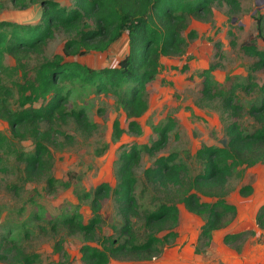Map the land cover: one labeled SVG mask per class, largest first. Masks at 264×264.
Instances as JSON below:
<instances>
[{
    "label": "trees",
    "instance_id": "1",
    "mask_svg": "<svg viewBox=\"0 0 264 264\" xmlns=\"http://www.w3.org/2000/svg\"><path fill=\"white\" fill-rule=\"evenodd\" d=\"M12 1L21 9L28 4H38L41 8L40 19L34 25L0 21V119L8 124L13 138L33 141L32 154L25 156L19 152L17 156L25 164L23 170L27 180L38 178L44 159L49 160L47 144L53 143L54 136L59 133L54 129L57 123L66 124L71 117L82 130L95 128L83 110L66 111L73 86L115 96L129 119V130L140 134L135 119L148 109L146 86L165 69L162 58L183 54L184 47L197 38L195 30H189L190 20L212 15V7L223 3L230 7V14L240 9L237 0H71L70 6H62L56 0ZM255 22L257 34L239 47L244 55L255 59L251 71L264 70V50H259L256 44V40L263 37L264 19L255 17ZM56 33L67 37L64 55L47 58V45ZM123 39L127 52L114 67L93 69L77 60H66L89 53H107ZM7 57L13 59L14 66L4 64ZM35 59V64L28 67V62ZM219 67L211 65L198 75L202 79L200 101L203 104L217 97L211 73ZM169 69L185 74L188 65ZM17 74H20L21 83H14L16 96H13L4 81ZM238 89L259 95L246 110L255 123L250 130L239 120L243 107L236 94ZM13 98L17 104L14 111L9 105ZM39 102L46 104L35 107ZM222 110L230 122L226 126L227 138L221 146H202L195 152L194 158L200 164V172L196 175L188 174L187 166L177 153L157 156L166 147L168 134L175 129L172 121L154 129L159 137L150 146L133 144L120 154L115 187L112 189L107 183H101L92 193L84 195L90 200V220L84 223L73 213L59 224L67 229L69 236L79 234L83 237L79 253L84 264H109L111 260L127 258L149 261L158 245L168 238V234L158 238L155 233L178 224L179 204L186 212L206 218L200 234L204 239L211 238L212 233L223 226L226 214L235 213L234 206L226 200L231 192L229 180L241 177L248 168L264 164V79L262 84H256L248 75L246 84H231L222 100ZM42 124L47 129L41 131ZM113 131L120 136L117 121L113 123ZM5 143L6 138L0 135V146ZM143 154L151 158L152 163L142 172L141 194L151 188L155 196L160 195L149 199L152 205L148 209L139 204L135 195L138 184L135 169L140 166ZM110 193L121 218L120 229L114 228L116 237L97 234L102 224V202ZM239 193L248 196L252 187L243 186ZM136 221L144 224L145 237L141 240L134 232ZM256 223L264 228V205L258 210ZM55 229L52 226V230ZM229 239L226 236L224 241ZM6 242V238H1L0 247ZM7 253L14 264H40L37 254H28L13 242Z\"/></svg>",
    "mask_w": 264,
    "mask_h": 264
},
{
    "label": "rangeland",
    "instance_id": "2",
    "mask_svg": "<svg viewBox=\"0 0 264 264\" xmlns=\"http://www.w3.org/2000/svg\"><path fill=\"white\" fill-rule=\"evenodd\" d=\"M56 1L62 6L71 5V0ZM237 1L240 9L235 14H230V7L223 3L222 6L212 7V15L191 19L189 30H195L197 38L184 47L183 54L161 59L165 69L146 86L148 109L135 119L140 134L129 130V119L115 96L98 94L88 87L73 86L66 111L83 110L95 128L82 130L71 117L66 124L57 123L54 129L59 133L54 136L53 143L47 144L49 160L44 159L38 178L27 180L23 170L25 164L17 156L19 152L25 156L32 154L33 141L13 138L8 124L0 119V135L6 138L5 145L0 146V239L6 238L8 242L0 247V264H14L7 253L12 242L28 254H37L40 264H84L79 253L84 244L83 237L79 234L69 236L67 229L59 225L60 221L75 213L87 223L91 218L90 200H86L84 195L92 193L101 183H107L113 189L117 183L120 154L128 151L133 144L150 146L159 137L154 129L169 121L174 122L175 129L168 134L166 147L157 156L177 153L190 176L200 172L195 152L202 146H221L227 138L226 126L230 122L222 110V100L231 84H246L248 75L256 84H262L264 79V70L251 71L255 59L244 55L239 48L250 36L257 34L255 17L264 19V0ZM14 5L12 0H0V21L29 25L39 21L41 8L38 4H28L24 9ZM66 40L63 33H56L47 45L46 57L63 56ZM256 44L259 50H264V32ZM125 45L123 39L107 53H89L66 60H77L93 69L114 67L124 55ZM35 62L36 59L28 62V67ZM185 63L188 65L185 74L169 69L181 68ZM4 64L12 67L14 61L7 57ZM216 64L220 67L211 73V80L217 97L203 104L200 101L202 79L198 75ZM28 71L31 72L30 69ZM4 82L16 96L14 83H21L20 74L5 78ZM236 94L243 107L239 120L244 128L250 130L255 123L246 110L259 95L241 89ZM45 104L39 102L35 107ZM9 105L12 111L17 109L15 98L9 100ZM114 121L118 122L120 136L113 131ZM45 129L47 126L42 124L41 131ZM151 163L152 159L143 154L140 166L135 169L138 178L135 195L139 204L147 209L152 205L149 199L155 194L151 188L141 194L142 172ZM246 185L252 187V193L243 196L239 190ZM229 186L231 192L226 200L236 211L225 215L218 233L224 232L230 237L227 242L224 237L225 247L241 253L242 248H247L250 243L251 247L255 245L257 234L260 233V238L256 243L261 242L264 235V228H259L256 223L258 210L264 204L255 210L259 198L264 199V164L244 170L239 178L232 177ZM156 196L160 197L159 194ZM178 208V224L155 233L158 238L168 234V238L158 245L153 258L149 261L118 259L111 260L109 264H200L196 260L208 257L213 244L212 238L204 239L200 235L206 218L186 212L181 204ZM100 217L102 224L97 234L116 237L114 228L120 229L121 218L112 193L102 202ZM236 221H242L237 227L238 232L233 231ZM135 223V235L141 240L145 237L144 224L140 221ZM52 226L56 229L52 230ZM179 255L184 260L175 262Z\"/></svg>",
    "mask_w": 264,
    "mask_h": 264
},
{
    "label": "crops",
    "instance_id": "3",
    "mask_svg": "<svg viewBox=\"0 0 264 264\" xmlns=\"http://www.w3.org/2000/svg\"><path fill=\"white\" fill-rule=\"evenodd\" d=\"M261 201H264V199L259 198V202L255 205V210L264 204V202ZM241 223L242 221H236L233 227L234 232H238L237 227L240 226ZM218 231L219 230L214 231L211 235L213 244L208 253V257L197 259L196 262L200 264H264V235L261 242L256 243L260 238V233L258 232L259 234H257L255 245L251 247L252 243H250L247 248H242L243 250L241 253H238L236 250L234 251L224 246L223 239L227 233H218ZM183 258L184 257L179 255L176 257L175 262H181L184 260Z\"/></svg>",
    "mask_w": 264,
    "mask_h": 264
},
{
    "label": "water",
    "instance_id": "4",
    "mask_svg": "<svg viewBox=\"0 0 264 264\" xmlns=\"http://www.w3.org/2000/svg\"><path fill=\"white\" fill-rule=\"evenodd\" d=\"M125 42H126V40H125ZM126 51H125V53H124V55L122 56V58L126 55V52H127V43H126Z\"/></svg>",
    "mask_w": 264,
    "mask_h": 264
}]
</instances>
